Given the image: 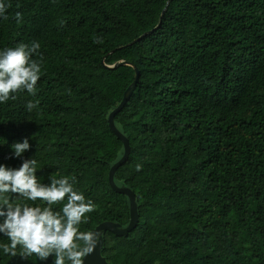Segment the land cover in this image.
<instances>
[{
	"label": "trees",
	"instance_id": "obj_1",
	"mask_svg": "<svg viewBox=\"0 0 264 264\" xmlns=\"http://www.w3.org/2000/svg\"><path fill=\"white\" fill-rule=\"evenodd\" d=\"M4 2L0 51L38 42L41 72L36 95L0 103V165L34 158L41 184L75 178L96 206L81 231L127 225L128 197L109 182L124 143L108 117L136 67L114 118L131 146L115 180L134 190L140 220L127 235L107 231L102 254L111 264H264V0ZM120 60L132 65L109 67ZM25 138L17 158L12 145ZM17 253L0 248V264H54Z\"/></svg>",
	"mask_w": 264,
	"mask_h": 264
},
{
	"label": "clouds",
	"instance_id": "obj_2",
	"mask_svg": "<svg viewBox=\"0 0 264 264\" xmlns=\"http://www.w3.org/2000/svg\"><path fill=\"white\" fill-rule=\"evenodd\" d=\"M11 7L0 0V18L8 19L7 9ZM17 23L23 21L20 12L15 14ZM94 42H99L96 40ZM40 44L21 43L16 48L0 51V103L15 100L14 93L27 91L36 95V85L40 78L41 66L32 59L39 55ZM38 102L28 101L26 109L31 112ZM14 156L21 158L30 149L29 140L12 145ZM139 169V165L137 166ZM37 160H23L18 169L0 165V233L9 243L0 244L3 253L23 257L35 256L47 260L54 256V264H84L85 258L95 252L101 242V234L96 231H81L80 225L87 223L86 214L95 211L91 200L74 190L75 178L70 182L67 177H49L45 185L37 180ZM9 193L18 194L22 203H14ZM46 205H35L36 201ZM33 202V204L27 203ZM54 211L53 205H61Z\"/></svg>",
	"mask_w": 264,
	"mask_h": 264
},
{
	"label": "water",
	"instance_id": "obj_3",
	"mask_svg": "<svg viewBox=\"0 0 264 264\" xmlns=\"http://www.w3.org/2000/svg\"><path fill=\"white\" fill-rule=\"evenodd\" d=\"M162 16H163V13L161 14L160 21H161ZM158 27H160V22L158 23V25L154 29H156ZM154 29H152L149 32L143 33L140 37H138L137 39H135L134 41H132L129 44H132V43L138 41L143 36L152 32ZM119 65H132V63L125 61V60H120V61H117L116 63H114L113 65H110L109 67L113 68V67H116ZM135 69H136V76H135L134 81L131 83V85L125 91L124 97H123L122 101L120 102V104L114 110H112L110 112L109 117H108V121H109V125H110L111 129L113 130L114 133H116L118 135V137L124 143V152H123L122 157L118 161H116L110 168L109 182H110L112 189H114L118 193L125 194L128 197L130 219H129V222L127 225H123V224H121L119 222H115V221H104V222L98 224L94 229H92L91 231L99 232L101 234L102 239H101L100 245L97 247L95 252L85 258L84 264H111L107 260V258L102 254V249H103L104 243H105L104 234L107 231H110V232H113L114 234L119 235V236L127 235L132 230H134L136 228V226L138 225L139 220H140V214L138 211V202H137V198H136V194H135L134 190L131 189L130 187L126 186V185L118 184L115 180V173H116L117 169L124 162H126L127 159L129 158V155L131 152V146H130L129 139L115 125L114 118H115L116 113L119 112L124 107L126 102L130 99V97H131V95H132V93L136 87L137 81L139 79V70L136 67H135Z\"/></svg>",
	"mask_w": 264,
	"mask_h": 264
}]
</instances>
